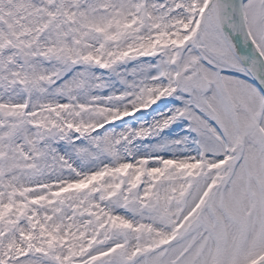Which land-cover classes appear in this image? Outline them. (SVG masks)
Masks as SVG:
<instances>
[{
    "label": "snow or ice",
    "instance_id": "obj_1",
    "mask_svg": "<svg viewBox=\"0 0 264 264\" xmlns=\"http://www.w3.org/2000/svg\"><path fill=\"white\" fill-rule=\"evenodd\" d=\"M0 264H264V0H0Z\"/></svg>",
    "mask_w": 264,
    "mask_h": 264
}]
</instances>
